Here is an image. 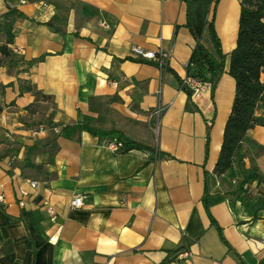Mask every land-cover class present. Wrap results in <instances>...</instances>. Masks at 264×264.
<instances>
[{
	"label": "crops",
	"instance_id": "1",
	"mask_svg": "<svg viewBox=\"0 0 264 264\" xmlns=\"http://www.w3.org/2000/svg\"><path fill=\"white\" fill-rule=\"evenodd\" d=\"M241 3L213 2L226 72L214 93L205 83L189 96L180 79L196 40L185 0H0V16H28L13 43L0 33V264H264V126L242 139L245 167L262 181L232 196L241 169L215 172L236 92L228 69ZM202 41L215 52L209 28ZM161 44L173 53L164 69L132 52ZM84 120L156 151H112L116 135L63 131ZM74 196L82 207H70Z\"/></svg>",
	"mask_w": 264,
	"mask_h": 264
},
{
	"label": "trees",
	"instance_id": "2",
	"mask_svg": "<svg viewBox=\"0 0 264 264\" xmlns=\"http://www.w3.org/2000/svg\"><path fill=\"white\" fill-rule=\"evenodd\" d=\"M185 1L187 3V26L196 40L187 67L188 74L210 84L211 91L214 93L226 72L227 62V54L221 48L215 25L208 20L212 4L218 0ZM19 19H28V16L16 8H9L0 16V33H5L7 44L13 43L15 40L14 27ZM207 28H209L215 52L210 51L202 41ZM6 48L5 44L3 49ZM44 58L43 55L28 61L26 70L43 61ZM9 63L16 64L14 61ZM228 73L236 81V92L232 111L225 126L222 148L215 172L221 175L232 165L241 169L243 179L240 186L231 193L232 196H238L246 192L244 189L246 184L255 180H263L256 168L247 169L245 167L242 139L249 129L257 125L264 126V115L257 114V110L261 105H264V80L262 79L264 73V0H242L237 45L230 53ZM180 85L189 96H192L191 90L182 85V79H180ZM63 131L67 135L88 131L100 138L116 135L123 143L122 152L133 149L156 151L154 147L132 139L120 129L104 128L91 120L66 125L63 127ZM158 155H163V153H158ZM204 200L209 211L206 196ZM212 221L215 223L214 219ZM180 250L176 249L174 253H178ZM172 258H167L162 264L170 262Z\"/></svg>",
	"mask_w": 264,
	"mask_h": 264
},
{
	"label": "built area",
	"instance_id": "3",
	"mask_svg": "<svg viewBox=\"0 0 264 264\" xmlns=\"http://www.w3.org/2000/svg\"><path fill=\"white\" fill-rule=\"evenodd\" d=\"M104 26L107 28H112V25L110 23L105 22ZM132 52L136 57H142L144 59H147L149 61H152L156 63L159 67L162 69L166 68L172 58V50L164 47L162 44L158 47V49L153 50H147L144 49L143 47L140 46H134L132 48ZM114 85H117L118 83L116 81H113ZM205 83L200 81L196 76H192L190 74H187L183 79H182V85L185 86L186 88L190 89L192 92V95H198L201 93L203 85ZM161 109H158V112H161ZM31 133L33 135L38 134L39 132L44 131L43 127H39L38 129H30ZM107 147L112 150V151H119L123 147V143L118 139L115 138L114 140L110 141L107 144ZM29 185L32 188H37L39 186V182L36 180H28ZM30 192L28 189H20L19 195H20V205L24 206L25 201L24 198L29 196ZM0 202H5V196L4 194H0ZM84 205V200L83 197L81 196H74L71 199L70 202V207L71 208H80ZM49 213L52 215V220L55 219V210L53 207L49 206L48 207Z\"/></svg>",
	"mask_w": 264,
	"mask_h": 264
}]
</instances>
